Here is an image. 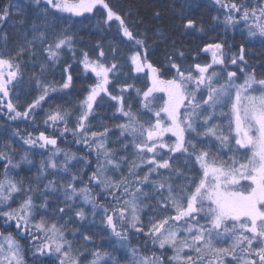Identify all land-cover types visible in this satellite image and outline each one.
I'll use <instances>...</instances> for the list:
<instances>
[{
    "label": "snow or ice",
    "instance_id": "snow-or-ice-1",
    "mask_svg": "<svg viewBox=\"0 0 264 264\" xmlns=\"http://www.w3.org/2000/svg\"><path fill=\"white\" fill-rule=\"evenodd\" d=\"M30 2L45 21L95 14L108 29L115 22L117 35L129 47L128 68L124 72L115 60H106L99 44L95 56L81 49L79 64L93 83L75 112L60 107L47 112L43 123L60 137L70 134L83 156L61 149L54 135L28 133L21 137L23 144L45 150L40 155L47 158L39 162L35 182L25 184L16 179L20 163H13L14 149L0 145L5 162L0 220L18 230L16 236L7 228L0 231V264H26L17 237L28 238L34 264H44L39 257H55V264H120L112 252L96 246L97 229L88 224H98L105 236L121 242L128 264H264V78L244 72L243 45L233 54L224 51L223 43H206L200 49L204 62L184 63V52L178 51L181 62L169 57L162 68L149 59L146 40L108 0ZM214 3L224 9L226 27L249 22L247 35L264 37V0L257 7L235 0ZM13 10L22 11L11 3L0 8V22ZM184 27L203 32L192 19ZM33 29L32 40L14 51L0 48V109L13 121H34L51 93L73 87L71 65L63 57H77L74 35ZM38 53L44 59L31 66L39 70L25 80L24 59ZM57 65L60 81L48 79ZM122 75L143 82V88L121 83ZM24 87L36 94L20 110L13 97L19 99ZM105 104L113 110L117 132L98 115ZM222 149L228 152L221 155ZM20 161L33 163L28 150ZM50 199L58 203L50 205ZM134 237H146L144 247L151 244L152 254L133 246Z\"/></svg>",
    "mask_w": 264,
    "mask_h": 264
},
{
    "label": "trees",
    "instance_id": "trees-1",
    "mask_svg": "<svg viewBox=\"0 0 264 264\" xmlns=\"http://www.w3.org/2000/svg\"><path fill=\"white\" fill-rule=\"evenodd\" d=\"M235 2L249 7H257L260 4V0H235ZM10 3L19 5L22 11L17 14L13 10V14L7 21L0 22V48H6L7 51L12 52L18 46L24 45L26 41L32 40L33 36L37 34L33 29V25H35L36 29L45 30L50 36L67 30L74 35L77 50V57L73 58L70 53L63 57V60H66L71 65L73 87L68 90L51 93L49 99L45 101L44 107L36 110L34 121L10 120L5 110L0 109V145L10 146L14 149L13 163H20V167L14 170L15 173H19L16 179L23 180L25 184H28L29 182H35L38 175L36 169L39 162L47 157L46 155H40L45 150L39 148L29 149L27 145L23 144L21 137L26 134L31 133L36 136L40 131H44L48 135L56 136L58 146L64 151L75 153L77 157L84 155V152L80 150L82 146L76 144L70 134H67L66 137H60L58 132L43 123L50 109L60 107L61 109H69L75 112L77 110L76 105L82 99L87 87L93 83V80L89 78L90 74H85L79 64L80 50H85L90 56H95L96 45L99 44L105 51L104 58L110 62L115 60L118 65L122 66L124 72H127L126 57L129 53V47L117 35L115 22H113L111 29H108L103 24L102 17L95 14L71 18H68L67 14H62L64 18L49 17L45 21L30 0H0V8L8 6ZM108 3L114 10L125 17L135 34L146 40L149 59L162 68L167 65L169 57L181 62V58L176 55L178 51L184 52V57L182 58L184 63H192L194 58L204 62V54L200 52L201 47L206 43L220 42L225 45V52L233 54H238L240 46L243 45L247 61V65L244 68L249 72H254L258 79L264 78V37H249L247 35V23L249 22L240 21L235 27H226L223 23L224 9L216 5L214 0H108ZM214 17H220V19L217 20ZM187 19L194 20L197 29L203 26V32L196 29H186L184 24ZM113 47L116 48L115 53L112 52ZM37 59L42 61L44 57L39 55V53L37 58L29 59L27 56L25 57L22 65L25 80L35 72H38V65L35 68L31 66ZM230 68L237 69V66L229 65ZM236 71L239 72L238 69ZM61 74L62 68L57 65L55 68L49 69L47 78L60 81ZM120 82H135L138 88H143L144 86L143 82L133 81L127 75H122ZM35 94L31 87H24L19 92V99H16L15 96L13 97V103L18 109L23 110L31 102ZM132 95L134 96V93ZM137 99L134 97L131 101L134 111L138 110L139 107L136 102ZM112 114L113 110L108 104H105L98 113L103 118V123L111 128L112 132H117L118 129L115 127L117 121L110 119ZM94 123L99 126V122L94 120ZM69 127H71V123ZM16 132H19V135H14ZM109 135L111 136L112 134L109 133ZM115 139L116 137H112V140ZM25 150H28L29 159L33 161L32 164L20 161ZM216 150L217 148L214 147V151ZM227 152L228 149H222L220 154L224 155ZM224 158H227L226 155ZM4 163V161L0 160V177L3 174ZM179 167L183 168V163ZM56 179L57 182H60L59 177ZM176 179L179 180L180 177H176ZM56 203L58 201L49 200L50 205ZM13 206L18 205L14 204ZM49 211L52 212L54 209L49 208ZM69 225L72 228L77 227L72 225L71 221H69ZM88 227L97 229L94 235L97 247L104 251L112 252L120 260V264H128L127 261L122 259L127 249L121 247V242L117 241L115 237L105 236L103 229L98 224H88ZM5 228L14 236L17 235L14 234V228L5 226L0 221V231H4ZM80 230L83 231L84 229L81 228ZM88 234L91 235L92 233ZM17 238L24 248L26 264H34L37 258L32 256L31 244L28 238ZM146 240V237H134L131 239V244L140 246L142 252H147L150 255L153 252V246L147 244V248H145ZM80 243L82 244L83 241H80ZM155 254L160 255V251L156 249ZM165 255H170V253H165ZM39 259L43 260L44 264H55V257H39ZM165 264H168L167 260H165Z\"/></svg>",
    "mask_w": 264,
    "mask_h": 264
},
{
    "label": "rangeland",
    "instance_id": "rangeland-1",
    "mask_svg": "<svg viewBox=\"0 0 264 264\" xmlns=\"http://www.w3.org/2000/svg\"><path fill=\"white\" fill-rule=\"evenodd\" d=\"M85 15H89V14H85ZM233 66V65H232ZM238 69V68H237ZM237 69H229V70H237ZM244 72H249L248 70H246L245 68H244ZM237 74H238V76H243V73H240V72H237ZM2 223H3V221L2 220H0ZM5 225V224H4ZM5 226H8V227H11L12 229L14 228L11 224H8V225H5ZM14 234L16 235L17 234V232H18V230L17 229H15L14 228Z\"/></svg>",
    "mask_w": 264,
    "mask_h": 264
}]
</instances>
